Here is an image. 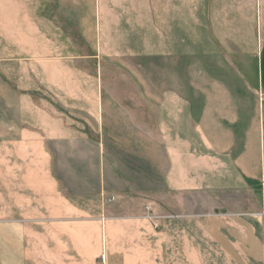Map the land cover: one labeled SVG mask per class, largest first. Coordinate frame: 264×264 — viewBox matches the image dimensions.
<instances>
[{"label":"crops","instance_id":"crops-1","mask_svg":"<svg viewBox=\"0 0 264 264\" xmlns=\"http://www.w3.org/2000/svg\"><path fill=\"white\" fill-rule=\"evenodd\" d=\"M202 236L264 259V0H0V264Z\"/></svg>","mask_w":264,"mask_h":264},{"label":"rangeland","instance_id":"rangeland-1","mask_svg":"<svg viewBox=\"0 0 264 264\" xmlns=\"http://www.w3.org/2000/svg\"><path fill=\"white\" fill-rule=\"evenodd\" d=\"M225 213L223 210H218L217 216H222ZM220 225L224 223L220 222ZM227 224V223H226ZM218 229H220L218 227ZM222 237L226 241H236L229 232L222 230ZM205 239L202 236V244H200V262L201 264H264V259L261 262H256L252 257L251 246L257 244H212L204 243ZM213 242V241H212ZM242 245L245 246L242 250ZM264 248V244H258ZM197 246V244H196ZM195 246V247H196ZM190 253L186 244L185 264H192V258L196 252L192 254V244H190Z\"/></svg>","mask_w":264,"mask_h":264},{"label":"built area","instance_id":"built-area-1","mask_svg":"<svg viewBox=\"0 0 264 264\" xmlns=\"http://www.w3.org/2000/svg\"><path fill=\"white\" fill-rule=\"evenodd\" d=\"M112 200H114V198Z\"/></svg>","mask_w":264,"mask_h":264}]
</instances>
